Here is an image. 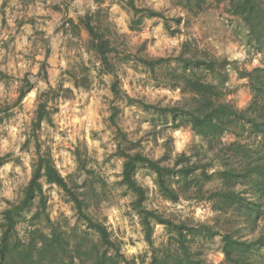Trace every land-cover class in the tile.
<instances>
[{"label":"trees","instance_id":"obj_1","mask_svg":"<svg viewBox=\"0 0 264 264\" xmlns=\"http://www.w3.org/2000/svg\"><path fill=\"white\" fill-rule=\"evenodd\" d=\"M106 0H97V8L87 10L77 20L68 18V30L80 37L86 34L84 49L94 59L96 76L109 75L112 95L107 121L116 139L114 155L122 158L119 183L131 195L130 208L135 212L148 247L145 254L126 255L121 242L111 237L102 220L89 212L95 190L67 182L47 147L39 140L42 123L51 121L53 102L70 98L68 87H48L36 95L35 109L25 140L32 144L30 177L15 199H4L0 208V264H264V0H228L226 11L233 16L238 42L247 52L259 53L260 64L239 68L236 60L214 58L205 50L182 43L172 59L176 66L167 71L173 88L182 98L166 105L172 128L188 126L198 139L189 151L169 153L155 159L136 148L134 141L118 125L117 102L133 101L120 88L119 63L133 62L144 67L153 77L166 62L164 58L131 54L125 48V35L116 31ZM132 13L128 27L137 29L144 18H164L161 10L139 7L134 0H108ZM184 7L198 8L204 0H180ZM179 22V19H175ZM166 28L167 27V24ZM227 67L244 79L250 91L246 107L237 108L226 98L224 85ZM73 88L87 90L93 83L90 66L76 63L67 70ZM27 79L17 89L14 103H19L32 90ZM137 105L143 102L134 100ZM6 111L0 107V112ZM230 135L226 140L225 136ZM172 161L162 163L163 159ZM3 161V160H2ZM138 168L153 174L160 197L167 202L196 200L208 203L212 222L179 218L157 208L146 206L148 189L137 181ZM55 185L73 205L77 221L52 219L44 185ZM155 224L164 227V238L155 242ZM219 237L223 260L208 262L204 249Z\"/></svg>","mask_w":264,"mask_h":264},{"label":"rangeland","instance_id":"obj_2","mask_svg":"<svg viewBox=\"0 0 264 264\" xmlns=\"http://www.w3.org/2000/svg\"><path fill=\"white\" fill-rule=\"evenodd\" d=\"M96 1L0 0V107L6 110L0 112V208L5 205L4 199L18 197L30 177L33 147L24 142L29 134L37 93L48 85L71 88L72 97H60L53 102L51 121L42 123L39 140L49 149L55 166L67 182L74 181L84 189L85 180L86 188L92 186L96 196L91 199L90 214L106 224L111 237L121 242V250L126 255L136 256L145 254L148 247L138 217L129 205L131 195L119 183L122 158L114 155L117 141L107 121L112 99L111 76H96L94 59L83 47L86 34L81 32L78 38L67 28L68 18L77 20L87 10L96 9ZM134 1L139 7L161 10L164 18H144L137 29L130 30L131 11L108 0L101 6L108 12L116 31L125 35V49L129 53L160 57L166 62L156 71L158 77L133 62L118 64L120 88L133 100L117 102L118 125L137 143L136 148L149 157L161 158L166 151L172 155L188 152L198 139L188 126L173 129L170 116L163 114L166 105H175L182 98L180 89L173 88L174 81L166 75L173 66L177 68L172 58L178 54L182 43L205 50L214 58L236 60L239 68L250 69L260 64L261 56L247 52L238 42L237 20L226 11L228 0H204L194 9L184 7L180 0ZM241 49L244 58L233 59ZM79 62L90 66L93 83L87 90L73 88L66 73ZM226 72V98L237 108L246 107L250 91L245 80L230 67ZM26 79L33 88L19 103H14L17 89ZM134 100L144 105L139 106ZM171 162L166 158L162 160L165 164ZM136 178L148 189L147 207L179 218L212 222L213 213L207 202H167L158 194L152 173L138 168ZM44 190L50 217L81 227L63 191L48 184L44 185ZM6 192H10L11 198ZM260 224H264V219ZM164 234L163 225L155 224L156 243ZM219 240L216 236L203 250L208 262H222ZM147 260L139 264H147Z\"/></svg>","mask_w":264,"mask_h":264},{"label":"clouds","instance_id":"obj_3","mask_svg":"<svg viewBox=\"0 0 264 264\" xmlns=\"http://www.w3.org/2000/svg\"><path fill=\"white\" fill-rule=\"evenodd\" d=\"M233 59H243L244 58V51L241 49L240 51L236 52L235 55L232 57ZM5 195H8L9 198H11L10 192H6ZM132 251H135V249H132Z\"/></svg>","mask_w":264,"mask_h":264}]
</instances>
